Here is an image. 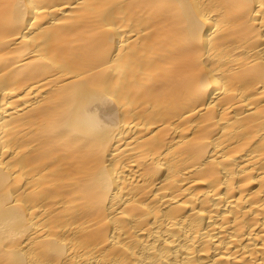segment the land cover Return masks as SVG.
<instances>
[{
    "label": "bare ground",
    "instance_id": "obj_1",
    "mask_svg": "<svg viewBox=\"0 0 264 264\" xmlns=\"http://www.w3.org/2000/svg\"><path fill=\"white\" fill-rule=\"evenodd\" d=\"M0 264H264V0H0Z\"/></svg>",
    "mask_w": 264,
    "mask_h": 264
}]
</instances>
